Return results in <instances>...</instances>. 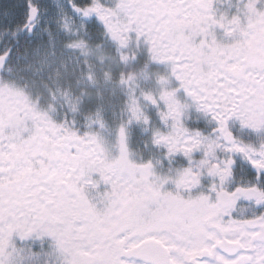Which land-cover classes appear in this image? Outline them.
Returning a JSON list of instances; mask_svg holds the SVG:
<instances>
[{
    "label": "snow or ice",
    "instance_id": "snow-or-ice-1",
    "mask_svg": "<svg viewBox=\"0 0 264 264\" xmlns=\"http://www.w3.org/2000/svg\"><path fill=\"white\" fill-rule=\"evenodd\" d=\"M0 264H264V0H0Z\"/></svg>",
    "mask_w": 264,
    "mask_h": 264
}]
</instances>
